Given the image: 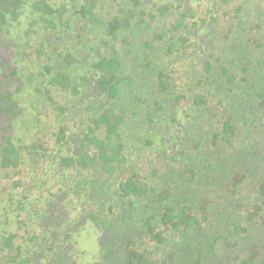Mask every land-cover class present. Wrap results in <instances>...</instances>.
I'll return each instance as SVG.
<instances>
[{"label":"trees","instance_id":"trees-1","mask_svg":"<svg viewBox=\"0 0 264 264\" xmlns=\"http://www.w3.org/2000/svg\"><path fill=\"white\" fill-rule=\"evenodd\" d=\"M25 1L0 0V33L17 29L28 5ZM211 3L210 20L193 15L196 28L205 29L204 36L193 42L175 35L183 27L176 24L166 52L171 55V73L166 75L167 68L160 63L152 71V106L163 115L152 119L145 113L146 96L141 105L138 96L127 90L126 81L129 85L132 79L128 70L124 74L123 61L111 59L110 72L119 76L106 80L107 93L98 106L90 107L96 113L88 122L96 131L86 136L94 142L93 153H70L73 145L67 133L82 139L78 116L63 96L70 92V78L58 74L51 78L56 91L45 85L28 88L29 93L44 97L42 102L52 104L55 117L53 124H47L57 125L58 130L48 138L47 149L54 156L56 149L63 150L64 166L70 172L91 171L89 179L65 177L64 190L79 199L80 204L72 203L75 211L88 215L104 235L111 236L102 243L103 259L98 264H214L213 258L221 252L236 259L235 240L242 239L247 248L242 254L252 241L264 250V241L259 244L264 239V0H223L229 13H243L233 17L235 24L224 36L221 30L213 31L216 24L207 27L217 21L213 13L219 11L214 0ZM224 14L222 25L228 16ZM144 44L135 57L151 64L146 49L152 43ZM89 49L97 51L90 43ZM106 61L98 62V67L104 68ZM27 74L29 81L36 76ZM40 131L45 136L41 129L33 133L29 147L10 143L0 151V196H4L0 211L6 219L21 212L11 209L15 202L11 192L23 187L25 159L30 157L34 165L36 158L45 157ZM8 180L16 181L15 186H6ZM80 230L75 228L65 237ZM23 232L10 235L0 230L5 233L0 235V251L10 252L6 259L12 264L26 260L20 248L34 253L46 246L29 242L27 230Z\"/></svg>","mask_w":264,"mask_h":264},{"label":"flooded vegetation","instance_id":"flooded-vegetation-1","mask_svg":"<svg viewBox=\"0 0 264 264\" xmlns=\"http://www.w3.org/2000/svg\"><path fill=\"white\" fill-rule=\"evenodd\" d=\"M211 1L27 0L25 4L28 5L23 14H27L25 20L22 21V15L16 25L17 29L10 31L9 34L0 33V151L3 152L10 143L29 147L33 140L32 134L39 129L45 134L44 136L40 131L44 139L45 157L36 158L34 165L30 157H27L24 166L21 167L25 175L23 178L16 177V179L22 178L23 187H14L16 181L13 183L9 180L5 181L6 186L15 188L11 192L15 196L11 209L21 208L18 210L21 212L18 216L13 215L6 219L0 211V226L8 225L10 229L7 230V234L10 235L13 233L23 235V231L27 230L26 238L30 240L29 242L46 245L40 246L38 249L40 252L36 250L34 253L33 251L28 253L26 249L20 248L21 253L26 257L22 264H80L78 247L71 243L75 238V232L65 237L75 228H82L77 221L76 227L72 228L74 218L70 216L71 212L69 213L70 208H77L72 203L76 202L77 205L80 202L74 192L64 190V179L72 175H77V180L81 175L89 179L91 172L88 171L87 174L82 171L70 172L64 166L63 150L56 149L54 156L53 152L47 149L51 147L48 138L58 130L57 125H53L52 128L47 124L49 122L53 124L55 117L51 113L52 104L48 101L42 102L44 97H38L35 92L29 93L28 88L33 86L32 88L35 89L38 85L51 88L53 83L51 78L57 77V74L59 78L69 77L70 92L65 91L63 96L66 98V104L72 108L73 114L78 116V124L82 127V132L79 133L82 136L80 141L77 137H70L71 132L67 133V138L73 145L70 153L72 155L80 151L87 153L88 150L93 153L95 152L94 142L87 136L92 129L94 132L96 129L92 128L88 121L96 111H90V107L98 106L101 101L99 99L104 98L103 95L107 93L104 87L106 80L119 76L118 73L110 72L111 59L123 61L124 74L130 72L132 79L129 85L126 81L127 90L133 91L138 96L141 105L146 96L145 113L152 119L163 115L152 106L155 87L150 86V80H154L153 70L160 63L167 68L166 75L171 73V55H166V52L171 47V31H174L176 24H181L183 27L176 28L175 35L190 37L193 42L198 38L197 36H204L202 33L205 29L196 28L193 15L196 13L197 17H202L201 20L209 19L212 15L207 11L212 7ZM214 3L215 9L219 8V11L213 13L217 21L208 23L207 27L211 29L213 24H216L213 31L221 30V35L224 36L231 25L235 24L233 17L243 13H229L228 7L227 11H224L223 0H214ZM224 13H228V16L224 18L225 22L222 25L220 19L222 14L225 15ZM142 22L143 27L137 25ZM221 25L222 28H220ZM13 32H17L16 37L8 40ZM80 42L84 44L79 46ZM146 42L152 43V47L146 49V52L151 55L148 59L151 64H145L135 57L139 49L143 50ZM89 43L93 48H97V51L91 53L90 49L87 50ZM189 51L193 55L197 53L191 49ZM104 59L108 61V64L104 68L98 67ZM33 63L38 65L35 67ZM26 74H36V76L29 81ZM51 90L56 91L53 87ZM59 90L62 89L58 88ZM30 95L35 96L37 102L30 101L29 105L26 98ZM46 109L49 111L48 114ZM101 111L98 110L99 113ZM25 119L27 122L24 121L21 124ZM140 121L147 125L144 118ZM43 125L46 127L42 128ZM59 125L61 126V123ZM84 132L85 135H83ZM59 145L63 147V139ZM2 152H0V158L3 156ZM9 170L13 171L12 168ZM24 196L26 199L23 201ZM3 197L2 194L0 198L3 199ZM78 217L81 218V222L85 221L90 225L93 223L89 220V216L83 215L80 210ZM96 228L98 232L96 242L101 253L104 248L102 243L111 240V236L104 235L98 229V224ZM3 234L5 233L1 236ZM32 235H36L34 240H31ZM16 240H20L19 236ZM244 241L243 239L235 240L236 259L232 255L221 252L213 258L212 262L214 264H264V250L253 241L249 251H246L245 255L242 254L244 250H247L244 247ZM263 241L264 239H259V244ZM20 242L22 243L21 240ZM73 246L76 247L75 250ZM82 254V259L85 261V254L84 256ZM10 256L9 251H0V264H12L6 259ZM102 259L103 256H99L98 262Z\"/></svg>","mask_w":264,"mask_h":264},{"label":"rangeland","instance_id":"rangeland-1","mask_svg":"<svg viewBox=\"0 0 264 264\" xmlns=\"http://www.w3.org/2000/svg\"><path fill=\"white\" fill-rule=\"evenodd\" d=\"M224 7H225L224 11H227V7L230 9V6H227V5H224ZM203 12H205V9H203ZM26 17H27V14L23 15L21 17L22 21H24ZM220 28H222V25ZM21 34H22V32H21ZM16 35H17V32L16 33L13 32L12 35H10L8 37V40L12 39L13 37H16ZM5 39L6 38H4V40ZM26 100L28 101L29 105H30V101H36L35 96H31V95L28 98H26ZM48 113H49V111H48V109H46V114H48ZM24 121L26 123L27 119L23 120L21 122V124ZM74 210H75L74 208L69 209V213L72 212V213H70V216L72 218H74L73 223H72V228L76 227V221L82 226V228L79 232L74 233L75 238L72 241V243L74 245H77V247H78L77 252L80 253V257H79L80 258V264H96L98 262V259H99V255H98L99 254V248H98L96 238H95V235L98 233L96 225L92 224L93 226H91L90 224H88V222H85V221L81 222V218L78 217V211L77 210L74 211ZM8 229H10L8 227V225L0 226L1 231H5V230L7 231ZM0 235H1V233H0ZM75 249H76V247H74V250ZM82 253H84L85 256ZM81 254L85 257L84 258L85 261H83Z\"/></svg>","mask_w":264,"mask_h":264}]
</instances>
